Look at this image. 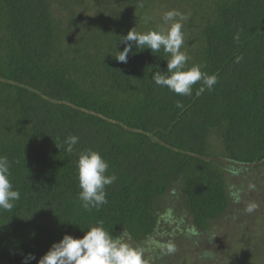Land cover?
Listing matches in <instances>:
<instances>
[{"label":"trees","instance_id":"16d2710c","mask_svg":"<svg viewBox=\"0 0 264 264\" xmlns=\"http://www.w3.org/2000/svg\"><path fill=\"white\" fill-rule=\"evenodd\" d=\"M170 10L186 17L188 67L203 63L218 77L198 96L199 83L191 96L155 85L154 73L167 70L162 50L114 57L135 27L167 31L155 14ZM71 135L79 142L69 154L57 142ZM88 149L117 176L108 203L91 212L77 169ZM0 156L21 193L0 212V264H23L29 253L38 264L53 243L101 220L114 238L137 243L166 221L181 233L191 217L195 235L206 232L231 207L219 159L235 164L234 176L264 164V0H0ZM154 244L161 256L168 243Z\"/></svg>","mask_w":264,"mask_h":264},{"label":"clouds","instance_id":"9594fccd","mask_svg":"<svg viewBox=\"0 0 264 264\" xmlns=\"http://www.w3.org/2000/svg\"><path fill=\"white\" fill-rule=\"evenodd\" d=\"M162 19L165 24L169 25L167 31L155 29L141 33L135 30L136 27L133 28L120 40L126 46L123 51H117L115 59L127 63L133 47L138 51L150 49L152 53L162 50L168 57L167 70L154 73L151 79L155 85L166 87L169 91L181 96H191L197 83L201 85L196 91L197 96L205 90H212L218 83L217 75H209L202 71L205 67L203 63L188 67L189 57L182 51L184 33L181 22L186 17L177 10H170L163 14ZM150 20L149 16L143 17L146 24ZM240 59L242 57H238L237 62ZM176 107L182 108L183 105L177 101ZM78 142L79 137L71 135L63 141V144L57 142V146L71 154ZM10 167L8 158L0 156V212H11L21 199L19 190L13 189ZM109 167L108 161L97 151L88 149L79 153L77 161L79 188L81 189L79 200L85 210L89 212L92 209L99 210L108 203L106 187L117 181L115 173L108 174ZM256 207L255 203H250L245 211L252 213ZM103 223L102 220L98 221L97 226L90 227L80 238L66 234L62 240L53 243L38 264H146L145 248L129 244L124 239L125 233L114 238L104 228ZM176 250L175 244H167L166 254H173ZM35 259V255L29 253L24 257L23 264H29V261Z\"/></svg>","mask_w":264,"mask_h":264},{"label":"rangeland","instance_id":"374dc122","mask_svg":"<svg viewBox=\"0 0 264 264\" xmlns=\"http://www.w3.org/2000/svg\"><path fill=\"white\" fill-rule=\"evenodd\" d=\"M163 14L160 11L155 16L160 19ZM164 27L167 30L169 25L164 24ZM211 144L218 147L220 138L213 135ZM219 163L227 170L229 212L211 221L208 230L197 235L194 231L198 229L191 217L181 233L168 228L166 221L152 240L137 243L124 236L132 246L146 249V264H264V164L242 166L243 171L234 176L229 173L235 165L233 162L222 157ZM250 203L257 205L252 213L245 211ZM157 240L175 244L176 252L166 254L165 249L161 256L154 255V241Z\"/></svg>","mask_w":264,"mask_h":264}]
</instances>
